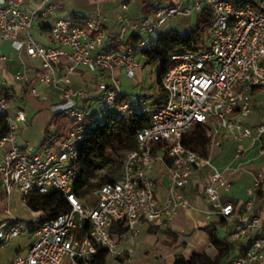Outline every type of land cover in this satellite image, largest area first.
<instances>
[{
	"label": "built area",
	"instance_id": "built-area-1",
	"mask_svg": "<svg viewBox=\"0 0 264 264\" xmlns=\"http://www.w3.org/2000/svg\"><path fill=\"white\" fill-rule=\"evenodd\" d=\"M202 6L211 14L206 47L170 55V66L161 77L165 103L150 109L131 104H139V100L124 99L118 75L134 76L135 55L154 42L168 20L189 15L192 7L168 4L156 8L150 16L130 24L135 41L114 50L103 46L105 18L98 7L76 23L72 17L54 18L57 0L0 1V42L28 57L22 59L23 69L13 74L14 84L6 85L0 79V115L8 123V130L0 136V186L4 189L0 192L4 204L0 208V245L17 236L30 240L25 249L0 264H92L98 246L107 247L106 260L118 261L124 255L123 260L130 262L136 249L122 248V244L137 235L141 222L162 218L170 222L179 207H188L184 189L195 174L206 169L204 201L225 219L235 218L228 240L247 241L225 264H264V216L253 212L257 190L264 196V171L255 174L248 190L250 198L240 213L223 200L222 191L231 188L230 175L238 170L233 162L246 157L245 148L238 147L221 170L211 160L213 149L220 146L219 137L236 142L250 138L254 143L264 135V123L256 126L254 137L243 123L250 112L252 90L264 92V0H198L195 8ZM40 19L47 23L52 19L49 45L40 44L31 34ZM118 19L127 21L122 15ZM5 60L0 45V67ZM31 60H38L39 66L34 67ZM78 67L94 74L91 85L101 95L95 108L82 104L85 92L74 86L72 76ZM27 91L37 100L50 101L52 118L64 113L70 121L65 132H55L42 150L19 141V128L27 118L23 108L13 107L12 101ZM137 108L147 113L149 121L135 131L120 174L98 184L91 202L82 199L74 183L81 167L89 162L84 139L105 120L125 118ZM197 125H203L210 138L206 156L182 144L183 137ZM258 153L264 155V144ZM158 165L164 167L168 181L161 201L156 198L157 181L152 175ZM50 189L65 197L66 212L40 223L41 218L26 221L12 214L10 199L15 193L27 208V194ZM113 223L123 229L117 237L111 231Z\"/></svg>",
	"mask_w": 264,
	"mask_h": 264
},
{
	"label": "crops",
	"instance_id": "crops-1",
	"mask_svg": "<svg viewBox=\"0 0 264 264\" xmlns=\"http://www.w3.org/2000/svg\"><path fill=\"white\" fill-rule=\"evenodd\" d=\"M197 1L198 0H140V5L137 9H134L133 5L135 0H57L59 7L57 15L54 18L77 17L80 21L84 17L91 15L96 7H98L105 18L103 46L105 48H113L114 50H122L123 47L127 45L126 42L130 37L132 35L136 36V33L131 31L129 27L130 24L136 23L143 16H150L156 8L165 7L168 4L193 8L189 15L184 16L188 17V19L186 18L182 21L184 30H179L182 33L188 32L195 26L198 19L200 8H195ZM244 1L255 2L256 0ZM122 4H126L127 8L123 9L121 6ZM185 4L187 5L184 6ZM192 13L196 14V20L193 24L190 20ZM120 15L126 16L127 21L121 22L118 19ZM51 21L52 19L47 23L43 19H40L35 23L38 27L39 34L44 36V38L39 41L34 36L33 37L42 45H49L50 43L48 25ZM162 30L164 29L162 28ZM0 45L6 56V60L0 67V79L4 84L8 85L12 82L13 74L23 69L22 59L28 60V57L24 52L18 53L15 51L7 42H0ZM139 56L140 58L138 59L137 56H135V61L138 65L135 69L134 76L126 77L118 75L120 90L124 99L130 101L139 100V104L131 102L134 107L141 105L150 109L160 107L163 103L162 99L160 97L155 98L156 89L159 90L157 86L159 63L157 62L158 66L155 68V85L151 84L146 87L143 69L139 66V60L143 61V64H145V60H143L142 54ZM31 62L34 67L39 66L38 60H31ZM93 77L94 74L92 72L91 74L88 73L87 69L84 67H78L72 76L74 86L85 92L86 97L82 100V104L88 108H95L101 96L91 85ZM12 84H14V82H12ZM131 84L138 86L139 91L129 93L125 86ZM19 92L20 90L16 91V93ZM22 97L23 96L19 99L14 98L12 106H21L23 108V106L29 103V99ZM148 98L152 100L149 102L147 100ZM250 98V112L243 120V123L251 128L254 137L256 134V126L260 123H264V92L255 88L252 90ZM26 123H28V121ZM65 125L66 130L67 124ZM55 132H57L56 128L49 133L50 136ZM57 133L60 134L59 132ZM219 139L221 142L220 146L213 149L211 160L220 170L232 160L238 147L245 148L246 151L245 158L233 162V167H238V170L230 175L231 188L228 191H222L223 200L233 201L235 211L242 213L244 202L250 198L248 190L253 185L255 174L264 171V155L258 153L260 145L264 144V135H262L261 141H255L254 143H252L250 138H244L240 141V143H243L242 146L238 145L239 142L232 139L224 137H219ZM19 141L21 144L29 143L28 140L20 137ZM41 143H39V147ZM152 175L157 181L156 198L158 201H161L165 195L168 184L165 178L164 167L158 165L153 170ZM208 176L209 170L206 169L201 173L195 174L191 178L189 186L184 189L190 205L188 207H179L170 222L163 218L155 220L152 223L141 222L138 225L139 232L137 235L129 236L128 240L122 244V248L133 246L136 249V253L132 259L134 264H172L173 258L177 254L188 257L194 253H205L211 258L215 257L217 250L212 246L210 236L202 229L206 223L217 220L220 217L219 213L214 212L210 208V205L204 201L202 196V188L206 180H208ZM230 190H233L232 194H224ZM1 202L0 200V208L2 207ZM253 212L264 216V199H262L260 203H257L255 199ZM1 217L0 212V220ZM226 222L227 224L221 228V233L218 232L217 227L219 236L226 235V233L232 229L235 218L231 220L226 219ZM117 229L119 230L122 228L117 224V228L113 230V237L120 235ZM243 243L245 244L246 241ZM123 258L124 255H120L118 261L113 262L121 263Z\"/></svg>",
	"mask_w": 264,
	"mask_h": 264
},
{
	"label": "trees",
	"instance_id": "trees-1",
	"mask_svg": "<svg viewBox=\"0 0 264 264\" xmlns=\"http://www.w3.org/2000/svg\"><path fill=\"white\" fill-rule=\"evenodd\" d=\"M243 1L244 0H238V2ZM73 20L76 23L79 21L77 17H74ZM210 26V11L205 6H202L199 11L197 22L191 30L185 33H182L177 29L162 30L154 42L142 51V57L144 58L145 63H159V71L157 75V86L159 90L164 89L161 84V77L170 66V55L179 50H198L205 48L204 37ZM135 39L136 36L132 35L126 43L131 44ZM148 121L149 118L147 113L141 112L139 108L135 109L125 118L107 119L101 125L93 128L90 134L84 139V151L89 155V159L106 160L110 155V151L113 149L123 148L130 150L133 146L135 131L147 125ZM7 130V119L4 115H0V136L6 133ZM48 139H50V135L45 131L41 145H43ZM209 143L210 138L206 136L205 127L203 125H197L182 139V144L186 148L196 152L200 156L207 155ZM86 165L81 167L78 179L74 183V188L77 194L84 189ZM262 199H264V196H262L259 190H257V203H260ZM24 201L30 211L41 212L42 216L38 223L45 219L54 218L69 209L65 197L54 189H50L43 194L29 193L24 197ZM230 202L232 204L234 203L233 201ZM226 224V219L223 216H220L217 220L210 221L202 227V229L210 236L212 246L217 250L215 257L211 258L205 253H194L188 257L177 254L174 256L172 264H225L236 250L243 248V242L246 241H230L226 237L228 232L226 235L219 236L217 233V227L222 228ZM116 228L117 226H111L112 233ZM118 231L122 232L123 229H119ZM107 250L108 249L105 246H98L92 264H105Z\"/></svg>",
	"mask_w": 264,
	"mask_h": 264
},
{
	"label": "rangeland",
	"instance_id": "rangeland-1",
	"mask_svg": "<svg viewBox=\"0 0 264 264\" xmlns=\"http://www.w3.org/2000/svg\"><path fill=\"white\" fill-rule=\"evenodd\" d=\"M165 2V1H164ZM140 5V0H135L133 8L137 9ZM185 4L184 6H186ZM188 19V17H184L182 15H178L175 18H171L168 20L162 28L164 30L167 29H177V30H184L182 25V21L184 19ZM191 23L193 24L196 20V14L192 13L190 16ZM31 34L38 39L39 41L43 40L44 36L39 34L38 27L36 24L33 26L31 30ZM204 41L206 38L204 37ZM137 59L140 58L139 54H136ZM139 66L143 69L144 75V82L146 87L153 84L155 85V68L158 66L157 62L152 63H145L139 60ZM88 73L91 74L90 71L87 70ZM89 75V74H87ZM129 93H134L139 91V87L135 84L125 86ZM19 94V93H18ZM166 90L161 89L157 90L155 93V98L160 97L162 99V106L164 105L166 99ZM22 98L29 99V103L23 106V110L25 112L26 118L28 123H25L24 126L19 128L18 137L22 139H26L29 141L34 147H38L39 143H41L43 135L45 131L51 133L54 128L57 129V132L64 133L65 132V124L69 123V118L66 114L60 113L55 118L51 119L53 113L51 111V104L49 100H36L33 96H31L28 91L22 95ZM24 100V99H22ZM21 100V101H22ZM149 102L152 100L151 98L147 99ZM147 101V102H148ZM50 135V134H49ZM53 138V135L50 136V139ZM50 139H48L43 145L40 146V149L45 148ZM237 144V143H236ZM238 145H243L240 143ZM129 150L118 148L113 149L110 151V155L106 160H99V159H89L85 170L84 176V189L79 193V196L82 199H86L89 202L92 201V190L100 183L110 180L112 178L117 177L120 174L123 161L125 156ZM0 192L3 194L4 189L0 186ZM233 190L229 192H225L224 194L230 195L232 194ZM2 201V200H1ZM2 206L3 201L1 202ZM10 207L12 210V214L22 220H38L41 218V212H33L24 207L21 203V199L17 193H15L10 199ZM117 226V223H113L112 227ZM218 232L221 233V228L218 227ZM30 240L25 238L24 236H17L11 240L5 241L2 245H0V261L6 260L11 258V256L19 249H25L29 244ZM134 258V257H133ZM68 261H65V264ZM105 264H134L133 261L126 262L121 261V263H115L112 260H106Z\"/></svg>",
	"mask_w": 264,
	"mask_h": 264
}]
</instances>
